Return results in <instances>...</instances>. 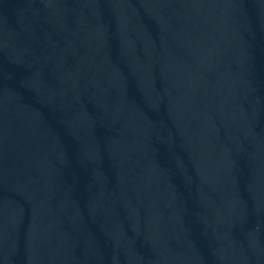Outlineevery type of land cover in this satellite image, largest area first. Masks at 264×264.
Wrapping results in <instances>:
<instances>
[{
	"label": "water",
	"instance_id": "obj_1",
	"mask_svg": "<svg viewBox=\"0 0 264 264\" xmlns=\"http://www.w3.org/2000/svg\"><path fill=\"white\" fill-rule=\"evenodd\" d=\"M0 264H264V0H0Z\"/></svg>",
	"mask_w": 264,
	"mask_h": 264
}]
</instances>
